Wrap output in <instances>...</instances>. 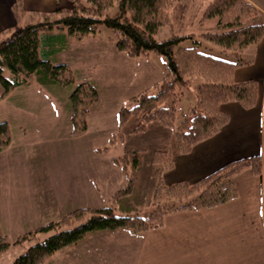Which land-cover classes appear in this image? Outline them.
I'll list each match as a JSON object with an SVG mask.
<instances>
[{
    "label": "trees",
    "instance_id": "obj_1",
    "mask_svg": "<svg viewBox=\"0 0 264 264\" xmlns=\"http://www.w3.org/2000/svg\"><path fill=\"white\" fill-rule=\"evenodd\" d=\"M21 1H17L16 9ZM174 1L86 0L84 3L82 0H70L72 5L68 8L34 12L31 17L39 15L36 19L0 40V84L4 88L0 100L15 87L36 76L62 87H74L69 97L73 106L71 134H84L88 129L91 107L100 101L96 86L89 81L76 84L69 64L54 63L43 57L41 50L50 32H59L70 40H83L95 36L101 26H106L115 33L117 50L128 56H164L166 74L161 82L155 83L154 92L145 90L131 97V106L120 107V132L113 133L109 144L98 151L107 152L118 139H124L121 130L133 117L139 118V121L131 132L143 131L148 123L160 122L172 130V138L166 149L154 151L151 160L164 169L171 168L177 153L190 151L194 144L211 137L227 123L228 114L222 110V103L237 101L246 107L255 104L256 81L236 82L233 73L238 66L246 63L242 52L264 38V13L253 3L248 0H211L203 20L216 19L217 30L204 32L201 36L223 52L231 53L232 58L202 51L201 43L196 39L191 47L180 46L186 38L194 39V34L172 33L168 38L158 40L156 35L160 28L171 24L169 8ZM113 6H117L116 13L107 14ZM196 78L195 103L189 104L177 124L183 90L191 88ZM10 142L9 123L0 121V151L7 148ZM142 153L140 149L128 150L112 159L124 173L126 184L114 192L109 204L75 208L61 219L21 235L14 244L33 242L13 264H42L56 252L82 242L92 233L126 229L143 234L160 227L170 213L219 206L237 197L233 180L236 174L244 169L260 174L264 168L263 152L228 162L192 184L184 181L165 184L160 178L147 215H118L116 206L135 190ZM49 232L53 233L46 236ZM11 244L0 232V253Z\"/></svg>",
    "mask_w": 264,
    "mask_h": 264
},
{
    "label": "crops",
    "instance_id": "obj_2",
    "mask_svg": "<svg viewBox=\"0 0 264 264\" xmlns=\"http://www.w3.org/2000/svg\"><path fill=\"white\" fill-rule=\"evenodd\" d=\"M17 1L0 0V35L18 24L19 14L15 8ZM248 1L264 13V0ZM20 3L25 5L27 10L33 12L49 11L58 7L55 0H22ZM96 38L97 35L84 40L96 41ZM84 40H70L64 34L50 32L45 39L46 44L41 50V55L54 63H67L72 68L70 60L58 58L57 55L71 50L73 43ZM110 42L112 49L117 50L114 39H111ZM125 55L128 56L126 53ZM150 56H146L148 58L145 59L150 60ZM242 57L246 63L234 70L233 78L236 82L256 81L258 89L255 104L246 107L237 101L222 103L221 108L228 114V121L217 133L194 144L190 151L177 153L174 157V164L169 169L152 163L157 170L160 166L159 179L161 178L165 184L182 181L192 184L228 162L263 154L264 38L247 47L242 52ZM136 58L142 57L133 59ZM37 80L38 87L60 88V85L44 81L42 77ZM32 81L34 79L17 87L21 89L30 86ZM82 81L84 80L80 79V82ZM63 88L67 89L68 99L64 100V104L70 106L69 111H66V118L71 120L73 106L69 97L74 87ZM30 106L34 107L35 105ZM28 111L30 114L29 117H26L27 119L39 121L41 118H46L41 110L35 113L29 107ZM91 114L92 112L88 118V129L84 134L90 129ZM41 126L38 124L29 130L28 127L20 125L17 131L18 136L15 138L14 130L10 125V145L0 151V232L6 238L11 234L16 235L15 238H11L12 241L8 240L12 244L0 254V260L10 248L20 245L14 244V242L21 235L35 230L31 217L34 219L36 214L41 215L43 212L50 214V211H61L63 216L75 208L84 207L82 201L87 197L85 193L91 197L95 195L91 199L95 201L91 202H97L88 206H103L105 204L99 203L102 189H106L105 192L112 195L111 193L114 194L117 187L126 184V177L120 167L114 163L113 158L106 162L92 161L87 165L86 162L79 160V158H83V154H88V151L104 154V152L98 151L103 148L92 147L87 150L82 145L76 147L74 153H70L74 162L68 164L75 171L67 165L65 167L67 172L62 174L57 183H55L56 180L51 181L49 176L44 181L40 177H35L34 173L28 176L25 172L18 171L20 167L18 162L24 159L18 154L28 150L27 135L33 131H39ZM71 130L72 127L70 135H72ZM84 134L75 137H82ZM112 134L113 132L110 138ZM134 149L140 148L131 150ZM90 153L87 158L89 155L92 156ZM22 165L24 167V163ZM28 166L35 170L34 165ZM90 166L92 168H89ZM90 169H95V173H90ZM233 180L237 189V197L229 202L199 211L170 213L165 216L160 227L150 229L143 234H136L126 229L105 230L90 234L82 242L88 240L89 237L113 232L116 237H124L126 243L131 246L134 264H264V168L260 174H255L251 169H244L236 174ZM53 185L56 186L54 193L51 192ZM57 198L61 200L60 203ZM122 203L121 206H123ZM29 245L30 243H25L20 246L26 250ZM56 253L50 258V261H53Z\"/></svg>",
    "mask_w": 264,
    "mask_h": 264
},
{
    "label": "rangeland",
    "instance_id": "obj_3",
    "mask_svg": "<svg viewBox=\"0 0 264 264\" xmlns=\"http://www.w3.org/2000/svg\"><path fill=\"white\" fill-rule=\"evenodd\" d=\"M82 1L86 2V0ZM210 1L175 0L169 8L171 24L160 28L156 38L163 40L168 38L172 33L182 35L194 34V39L188 37L180 43V46L191 47L194 45L196 39L200 41L202 51L219 57L232 58L231 53L223 52L221 48L205 41L201 36L204 32L217 30L216 19L203 20L204 11ZM56 3L58 6H56V9L62 7L68 8L72 5L70 0H60L56 1ZM56 9L40 11L38 13L52 12ZM16 11L19 14L18 24L5 30L0 35V40L9 36L16 28L26 25L39 16L37 15L32 19L31 16H33L34 12L27 10L22 3L17 6ZM116 11L117 6H113L107 11V14L114 15ZM96 35V41L83 39L84 41L73 43L71 50L57 55L58 58L62 57V59L71 61L75 81L77 80L76 84L85 81L92 82L100 94V101L96 105L97 107H91L90 129L82 137L70 135L71 120L66 118V111H69L70 106L69 104H64V100L67 99V89L61 86H59L60 88L53 89L44 86H39V88L37 85L39 83L37 80L39 76L34 78L30 86L28 85L21 89L17 87L8 96L0 100V121L10 122L8 123L11 125V129L14 130L15 138L18 136L17 131L20 125L28 127L29 130L38 124L42 125L39 131H33L27 135L26 139L29 143L27 149L29 151L27 150L18 154L24 157L23 160L21 159L18 162L20 166L18 171L25 172L28 176L34 173L35 177H40L44 181L49 176L51 181L56 180L55 183H57L62 174L67 172L65 167L67 165L70 166L68 163L74 162V158H71L72 155L70 153H74L76 147L82 145L83 148L88 150L92 147L104 148L107 146L111 133L120 132L117 118L120 107L122 105L131 106V97L145 90L154 92L155 83L163 80L166 74L164 69L165 64H163L166 63L164 56L151 54L150 60L145 59L148 58L146 56H142L140 59L129 58L125 53L123 54L121 51L112 49L110 40L114 39L115 43L116 36L111 29L101 26ZM101 39L104 41H100ZM6 73L9 74V71L7 70ZM80 79L84 81L80 82ZM197 82L198 78L194 80L191 88L183 90L177 124L181 122L182 113L195 103L194 89ZM3 90L4 88L0 84V94L3 93ZM30 105L35 106L31 107ZM29 107L35 113L39 110L43 111L46 118H41L39 121L27 119L26 117H29L28 115L30 114V111H28ZM138 121L139 118L133 117L125 125V128L121 130L124 139H118L108 152L96 154V152L90 153L88 151V154L90 153L92 156L89 155L87 158L88 154H83V158H79L82 162H86L87 165L92 161H110L111 158L119 157L133 148L143 149L135 192L131 194L132 196L126 197L125 199L127 200L123 203L121 202L125 208L121 205L116 206L115 211L118 215L129 213L148 214L154 201L156 184L160 180V166L157 170L153 166L151 159L154 151L161 148L163 150L166 149L172 138V134H170L172 130L160 122L148 123L143 131L131 132L130 130ZM22 163H24V167ZM14 165H16V162H14ZM28 165H34L35 170ZM70 167L72 168V166ZM89 168H92V166ZM95 171V169H90V173H95ZM123 186L112 190L115 192L123 188ZM48 189L50 190V187ZM55 190L56 186L53 185L51 192L54 193ZM105 191L106 189H102L99 195V203L109 204L113 193H111L112 195H108ZM85 195L87 197L82 201L84 206L97 203L91 202L95 201L91 200L95 195L92 197L86 193ZM57 200L60 203L61 200L58 198ZM125 205H130V207ZM62 214L61 211H50V214L43 212L41 215L36 214L34 219L31 217V221H33L35 226L34 229H37L49 221L61 219L64 216ZM52 233L49 232L45 235L48 236ZM15 236V234H11L7 239L10 241ZM24 251V248L20 245L13 246L0 260V264H12L14 259ZM62 251L56 253L53 261L48 259L42 264H134L131 246L126 243L124 237H116L113 232L89 237L88 240L81 242V244L69 246Z\"/></svg>",
    "mask_w": 264,
    "mask_h": 264
}]
</instances>
